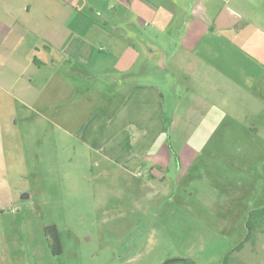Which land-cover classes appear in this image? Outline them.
Listing matches in <instances>:
<instances>
[{
  "label": "crops",
  "instance_id": "0c3cea01",
  "mask_svg": "<svg viewBox=\"0 0 264 264\" xmlns=\"http://www.w3.org/2000/svg\"><path fill=\"white\" fill-rule=\"evenodd\" d=\"M152 58L177 77L170 113ZM165 118L195 138L181 167L218 137L264 154V0H0V264H15L3 216L30 179L26 141L34 159L43 126L111 154L126 138L165 167Z\"/></svg>",
  "mask_w": 264,
  "mask_h": 264
},
{
  "label": "rangeland",
  "instance_id": "374dc122",
  "mask_svg": "<svg viewBox=\"0 0 264 264\" xmlns=\"http://www.w3.org/2000/svg\"><path fill=\"white\" fill-rule=\"evenodd\" d=\"M152 62L149 75L166 82L170 113L168 84L176 87L177 77ZM46 127L35 138L34 159L25 142L30 179L3 216L15 238V264H225L227 256L228 264H264V233L245 242L250 213L264 208V154L233 144L245 138L230 144L212 138L217 148L210 143L194 159L187 147L181 167L176 156L195 138L170 128L162 148L172 158L162 167L147 163V154H132L126 138L111 154L82 146L59 126L53 134ZM51 226L60 255L47 241Z\"/></svg>",
  "mask_w": 264,
  "mask_h": 264
},
{
  "label": "trees",
  "instance_id": "16d2710c",
  "mask_svg": "<svg viewBox=\"0 0 264 264\" xmlns=\"http://www.w3.org/2000/svg\"><path fill=\"white\" fill-rule=\"evenodd\" d=\"M172 121L168 118H165V125L164 130L165 132H168L170 125ZM247 227L249 230V233L247 234L245 238V242L253 240L252 235H258L260 233H264V208L252 211L250 213ZM45 234L47 236V241L49 244V247L51 248L53 255H60L62 253L61 248V241L58 234V230L55 226L47 227L45 229ZM244 247V243L239 245L236 249L241 250ZM229 256L226 257L225 264H228ZM196 264V262L192 259H179V260H170L166 264Z\"/></svg>",
  "mask_w": 264,
  "mask_h": 264
}]
</instances>
